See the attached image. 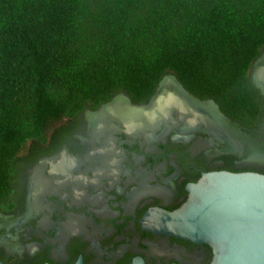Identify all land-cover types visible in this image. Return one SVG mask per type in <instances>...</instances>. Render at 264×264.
<instances>
[{
  "label": "flooded vegetation",
  "instance_id": "flooded-vegetation-1",
  "mask_svg": "<svg viewBox=\"0 0 264 264\" xmlns=\"http://www.w3.org/2000/svg\"><path fill=\"white\" fill-rule=\"evenodd\" d=\"M249 77L260 107L248 121L165 75L145 101L117 93L30 142L0 199V262L209 263L208 245L151 233L141 220L152 208H179L202 174H264V47ZM159 97L166 107L155 123L146 114Z\"/></svg>",
  "mask_w": 264,
  "mask_h": 264
},
{
  "label": "trees",
  "instance_id": "trees-1",
  "mask_svg": "<svg viewBox=\"0 0 264 264\" xmlns=\"http://www.w3.org/2000/svg\"><path fill=\"white\" fill-rule=\"evenodd\" d=\"M263 47L264 0H0V199L30 142L117 93L145 101L165 75L250 120Z\"/></svg>",
  "mask_w": 264,
  "mask_h": 264
},
{
  "label": "water",
  "instance_id": "water-1",
  "mask_svg": "<svg viewBox=\"0 0 264 264\" xmlns=\"http://www.w3.org/2000/svg\"><path fill=\"white\" fill-rule=\"evenodd\" d=\"M164 107L159 97L148 112L152 122L161 119ZM186 191L179 208L148 210L142 228L208 245L212 258L206 264H264V174L209 172ZM143 263L144 258L137 257L130 264ZM76 264H81L80 257Z\"/></svg>",
  "mask_w": 264,
  "mask_h": 264
},
{
  "label": "bare ground",
  "instance_id": "bare-ground-1",
  "mask_svg": "<svg viewBox=\"0 0 264 264\" xmlns=\"http://www.w3.org/2000/svg\"><path fill=\"white\" fill-rule=\"evenodd\" d=\"M161 99H162V98H161ZM161 101H162V100H161ZM161 101H159L160 104L162 103ZM170 103H171V104H170ZM172 104H173L172 102H169V106H173ZM156 109H157V108H156ZM156 109H155V110H156ZM152 113H154V112L152 111V112L150 113L151 116H152ZM148 114H149V113L147 112L146 116H147L148 119H150V118L148 117ZM161 116H162V113H161ZM161 116H160V117H161ZM150 120H151V119H150Z\"/></svg>",
  "mask_w": 264,
  "mask_h": 264
}]
</instances>
